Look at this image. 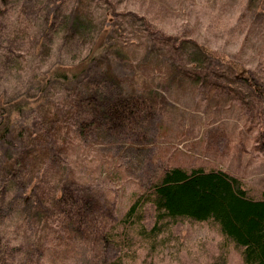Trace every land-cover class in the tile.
I'll use <instances>...</instances> for the list:
<instances>
[{"label":"rangeland","instance_id":"rangeland-1","mask_svg":"<svg viewBox=\"0 0 264 264\" xmlns=\"http://www.w3.org/2000/svg\"><path fill=\"white\" fill-rule=\"evenodd\" d=\"M105 22H113L119 29L114 34L125 42L124 48H116L125 53H113L120 58L115 72L135 77L146 88L157 86L167 102H157L148 124L146 132L155 142L126 149V156L116 157L104 146H71L69 160L76 174L94 177L104 193L90 228L73 238L63 233L60 242L47 245L40 264H105L118 259L122 264H244L241 249L213 222L166 219L163 230L149 237L137 226H127L122 217L150 183L149 174L162 165L221 167L240 176L250 195L264 196V94L259 92V86L264 87V0H0V94L37 89L36 73L57 60L72 61L74 50L86 51ZM147 29L187 41L176 45ZM68 30L75 36L65 42ZM192 41L246 66L248 72L235 70L218 80L222 87L200 88L190 75L197 51ZM209 60L204 54V63ZM63 90L64 85L53 83L50 94ZM31 113L25 111L20 122ZM106 207L110 216L101 213ZM143 213L149 229L157 213L153 203L147 202ZM25 216L0 218L8 251L5 264L35 258L36 238L23 223ZM104 233L112 238L105 240ZM21 238L24 254L15 249Z\"/></svg>","mask_w":264,"mask_h":264},{"label":"trees","instance_id":"trees-1","mask_svg":"<svg viewBox=\"0 0 264 264\" xmlns=\"http://www.w3.org/2000/svg\"><path fill=\"white\" fill-rule=\"evenodd\" d=\"M116 28L113 22H105L91 36L86 51L74 50L72 61L57 60L36 73L37 89L0 94V218L26 214L23 223L30 226L36 246L32 244L35 258L23 260V264H40L48 244L60 242L63 233L73 238L82 228H90L97 211L96 203L104 192H99L94 177L76 174L69 160L71 146L76 142L92 149L104 146L121 157L126 156V149L155 142L146 131L157 102L165 106L167 97L155 85L146 88L135 77L115 72L114 64L120 58L113 53L124 52L116 48L125 47L114 34ZM69 31L65 42L75 36ZM147 31L174 40L176 45L187 41L180 35ZM191 43L197 51L190 75L200 88L213 90L223 86L218 81L227 78L223 74L248 72L246 66L228 61L208 46ZM204 54L211 58L207 63ZM53 83L64 85L63 94L62 90L50 94ZM259 92L264 94V87L259 86ZM25 111L33 113L20 122ZM148 181L122 217L127 226L135 225L143 235L154 237L163 230L166 219L213 222L241 249L244 264H264V196L250 195L240 176L221 167L189 169L170 164L162 165L158 172L154 169ZM108 200L105 196L104 201ZM149 201L157 213L147 229L143 208ZM101 213L110 216V209L103 208ZM104 234L105 240L112 238ZM3 242L0 235V245ZM24 245L21 238L16 251L24 254ZM0 252V264H5L8 251L4 243ZM105 264L122 262L118 259Z\"/></svg>","mask_w":264,"mask_h":264}]
</instances>
